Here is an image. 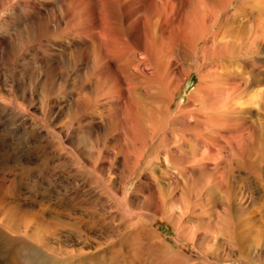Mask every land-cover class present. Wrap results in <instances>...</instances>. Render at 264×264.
Returning <instances> with one entry per match:
<instances>
[{"label":"rangeland","instance_id":"rangeland-1","mask_svg":"<svg viewBox=\"0 0 264 264\" xmlns=\"http://www.w3.org/2000/svg\"><path fill=\"white\" fill-rule=\"evenodd\" d=\"M206 1L216 6L218 5L217 13L221 16L224 10L222 11L220 7L228 0ZM260 4L264 6V0H262ZM240 6L241 0L229 2L230 8ZM238 15L244 20L248 17V15L241 12V10L238 12ZM259 19L263 21L264 16ZM8 21V10L2 5L0 6V193L2 191L0 196V217L2 218L3 216L4 218L6 217L5 219H11L8 225L15 226L19 223L21 224L18 217H20L23 212L27 213L34 210V213L37 211V213H39L40 211V215H38L42 216V218L36 217L38 220L36 221L34 219L33 223L28 225L27 232H24V227L19 224V231L21 232H17L20 234L19 236H17L18 234L12 231V229L9 230L10 227L5 226L8 228L5 229L7 235L5 237L0 235V264H80L78 257L73 254L78 250L80 251L82 248L84 249L81 250L82 252L86 251L84 256L96 254L97 252V255L102 258H100L99 262L94 260L91 264H101L100 262L106 264L107 262L109 263V261L112 264H117L118 262V264H120V261L122 264H264V142L257 132V134L253 136V126L251 124V122H254L259 128L262 127L261 121L263 120L262 124L264 127L263 110L260 108L259 104L264 97L261 96V100L254 94V89L260 88V86L264 87V82L258 85H250V82L246 83V80L248 78L250 80L254 72H258L259 70L264 71L263 47L250 43L249 40H245V44L242 45L241 48H233L230 45L229 50H224V48H222L223 41L221 42L220 40L221 34L217 37L220 43L215 51L211 49H201L207 40L206 35H202L204 38L201 36L198 40H195V38L192 39V36L188 34L186 45L183 50L176 49L177 47L175 48L173 43L170 42L168 46L166 45V48H168L170 52L168 55L170 60H167L169 65H166V68L161 71L160 77L157 78L159 82L157 79L148 80L149 82H145L146 84L144 83L139 90L142 95L141 103L145 105V107L142 106L140 110L142 115L145 114L142 116L144 117L142 130L144 131H140L141 129L138 124L129 123L128 131L124 132V134L119 137L117 133L120 132H118L117 128H113V126L105 129L103 125L101 127L100 125L97 126L95 124L96 120L91 117L94 111H99V108H97V101H100L99 98H103L100 92H97V95L94 94L91 96V104H89V102L88 107L83 109L87 113L86 114L82 109L76 110L70 105L71 89L72 91H77L78 87H76L77 84L70 85V79H68V84L63 83L60 79L57 81L52 80L49 84L45 85L46 87L40 83L39 73L41 74V69L37 61L39 58L37 50L45 47V43L42 40L37 42L33 41L32 43L34 45L29 46L28 43L26 45V40L23 39V37H18L15 34H13L14 36L11 34V37L10 31L12 30L8 27ZM197 28L196 24L191 23L189 29L192 35L196 33L194 31H197ZM216 29V26L212 27V30L216 31ZM53 47L57 48V46ZM179 56H181V59ZM216 57L218 59L221 58V60H218ZM224 57H226V59ZM231 57L234 59H231ZM191 62L192 64H190ZM182 63L185 64L183 65ZM177 64L179 65L176 66ZM185 66L187 68H185ZM58 69L57 72L66 71L68 74L74 75V71H72L71 68L65 70L59 65ZM168 70L170 72H168ZM70 75L69 77H71ZM201 77H203L202 79L205 83L206 90H209L207 91L209 96L204 93L197 94L196 96L201 98L200 103H194V105H191L189 108L192 107L191 109L201 114L207 112L208 109L214 113L226 111V116L220 117L221 120L218 119L219 121H217L218 124L216 123V127L219 129L223 128V132L236 130L239 132L240 136L243 137L242 141H244L241 147L242 153L244 154L240 152L242 161L233 157V152L229 148H226L218 154L219 159L217 160L213 161L205 156L203 159L204 161H197V163H195V158H190L194 151V144L190 142L194 140L193 137H189V134L191 133L192 135L194 133L193 135H198V133H200L199 135L202 134L204 136V132H209V125L205 127L204 123L202 125V123L198 121L201 127L199 126V128L196 127L191 129L187 133L183 132V134L181 130H176V120L179 119L177 118V114H179V116L183 115L181 112L185 109L184 104L186 105L188 101H191V97L193 96L191 94L193 92L192 90L199 84ZM174 78L179 79L173 81ZM155 82L157 84H155ZM145 85L149 86L147 90L142 88ZM230 86L232 88H230ZM245 88L247 90H245ZM201 90L203 91V89ZM169 92L170 94H168ZM142 93H144L145 96ZM239 93L240 95H238ZM190 94L192 96H190ZM250 94H253L254 97ZM153 95H155V97ZM232 96L233 98L236 96L235 100L241 103L237 105L239 111L237 110L236 113H229V105L233 107L230 99ZM151 97L155 99L157 97V99L154 100L151 99ZM222 97L226 99V103ZM148 98L150 99L148 100ZM143 99L146 100L144 101ZM208 101L210 103H208ZM224 103L228 105H226L225 108ZM163 104H165V106H163ZM148 106H154V108H149ZM3 108L5 109L3 110ZM8 108L12 109V111L7 112L6 109ZM144 108H146V110ZM79 113L82 114L80 115ZM84 113L86 115H84ZM170 117L172 118L173 124V127L170 126L171 129L165 127V125L168 124L167 118L171 119ZM191 117L190 119L195 121V119ZM77 118L78 120H76ZM52 119H54V121H52ZM14 120H16V122ZM227 120L229 122L225 123ZM191 122L194 124L193 121ZM143 123L146 125H143ZM235 124H237V127ZM240 124L242 128L238 127ZM23 126H25V128ZM67 126L70 127L67 128ZM164 127L166 131H164ZM204 127H208L206 131ZM50 129L52 131H50ZM241 129L245 131L243 132ZM160 130L163 131L159 134ZM38 132L44 136L48 135L53 144L48 146L45 141L42 140ZM153 132L155 133L153 134ZM168 134V139L170 138L171 140L167 139ZM181 134L184 135L182 139L178 136ZM35 135H37V137ZM131 136L133 138H131ZM154 136L156 139H154ZM249 136L253 138L251 139ZM139 137H141V139ZM185 137L188 138L186 139ZM206 140L209 141L210 139ZM54 142H56V144ZM125 142H127V144ZM131 143L132 146H130ZM143 144H147L148 146L145 145L144 147ZM178 144L185 145L183 146L185 148ZM52 145L57 146L53 147ZM116 145L117 147H115ZM261 146L262 148L259 150ZM191 147H193V150ZM198 147H201L200 149L198 148L200 150V158V153L203 152L201 149L204 148L205 151V147L203 145ZM134 149L136 153H134ZM189 149H191L192 153ZM255 150L259 151L256 152ZM52 151L53 153H51ZM61 152L69 154L72 159L68 160L69 158L66 157L67 160L66 158L64 160L61 156ZM111 152L116 155L113 161L118 159L113 162L114 170L109 169L108 162H104L103 165V158L108 155L107 153ZM116 152L118 154H116ZM187 152L189 156L186 155ZM123 153L125 155H123ZM183 155H185V161L184 158H181ZM178 156L182 161L179 160ZM122 158L126 159L123 160ZM191 163L192 165L194 163L193 167L190 165ZM186 164L189 167H187ZM127 165H132V172L131 167ZM79 167L84 172V175L81 176L82 181L80 179L81 182L74 172V169H79ZM122 177H124L125 183ZM150 178H152L154 182L150 180ZM104 181L110 183L109 187H118V192L115 193L117 199L114 198L113 200L110 198V203H112L111 206L109 203L107 206H103L100 202H95V199L91 197L93 194L90 193L89 190V185L94 186L96 189H103L102 186ZM83 182H85V184H83ZM158 187L161 189L159 188L158 190ZM60 203L63 205H60ZM73 203L74 208H72ZM92 204H94V207H92ZM77 205L79 207H76ZM80 205L86 206H82L85 214H82L83 212L81 211L83 209ZM69 207L71 208L69 209ZM66 210H70V212ZM57 212L58 215L56 216ZM42 213H44V215ZM47 213H49L50 216ZM83 215H86V217ZM45 216L47 218H45ZM52 216H54V219L66 223L72 222V217L74 218L77 216L83 217L84 220H87V223L95 221L97 223L93 227L95 230L90 228L89 224L86 225L87 223L83 226L85 228L88 227V229L86 228V230H84L85 233L87 232V234L90 233L100 238L96 240V242L99 243L94 244L95 240L89 241L93 245V248L95 247L93 249L84 247L82 246L83 244H77V242H65L64 240L66 239L64 235L70 232L75 238H78L77 234H74L75 229L72 226H69L65 230L61 228L58 229L57 233H59L62 242L55 243V239L47 236L48 233H44L45 226L43 224L45 223L42 221L44 219H53ZM61 216L64 217L65 220ZM69 218H71L70 221H67ZM115 225L119 226L117 227ZM2 226L4 225H0V228H3ZM36 226H38L39 237L42 240L48 241L56 247L61 246V250H70V254H68L67 251V254L61 252L57 254L58 258L51 259L41 252H39L40 255L38 253H27L30 244L24 236L26 237L31 234ZM84 227H82V230L85 229ZM104 227L106 229H104ZM101 229L103 230L102 233ZM131 229H133V232ZM106 230L108 232H106ZM126 232L128 234H126ZM130 232H132L133 235H131ZM109 233H111L110 235L112 237ZM149 234H151V236H148ZM116 235L120 237H116ZM144 235L145 237H143ZM132 237H135V239H132ZM160 238L162 240L161 242ZM82 240L83 237L81 238V241ZM89 240L91 239L89 238ZM154 242L156 244H154ZM159 242L162 244H159ZM130 245H133L132 249ZM158 247L159 249L161 248L160 250L162 252L164 250V252L160 254V250L157 249ZM2 248H6L7 250L4 256L1 253ZM111 249L114 250V252ZM71 251H74L73 254ZM91 251L92 253H89ZM110 251H112V253ZM165 255L166 258H164ZM116 260L117 262H114Z\"/></svg>","mask_w":264,"mask_h":264},{"label":"bare ground","instance_id":"bare-ground-1","mask_svg":"<svg viewBox=\"0 0 264 264\" xmlns=\"http://www.w3.org/2000/svg\"><path fill=\"white\" fill-rule=\"evenodd\" d=\"M225 1H227V0H225ZM230 1H233V0H228L226 3L224 2L221 5L222 7H220V8H222V11L224 10L223 14L221 16H219L218 13H217L218 5L216 6L215 4H213L211 2H207L206 0H0V6L3 5L8 10V14H9L8 27H9L10 30L13 31V32L10 31V36H11V34L12 35L15 34L18 37L19 36L23 37V39L26 40V41L24 40L26 45L28 43L29 46H33L34 45L32 43L33 41L37 42L39 40H42L45 43V45H44L45 47H42V49H38L37 50V52H38L37 55L39 56L37 61H38L39 68L41 69V74L39 73V75H40V83H42V85L44 87H46L45 85L49 84L50 81H52V80L57 81L58 79H60L63 83H67L68 79H70L71 80L70 85H76L77 84L76 85V87L78 86L77 87V91L76 90L72 91V89H71V96H70V105H72L74 107V109H76V110L86 109L88 107V105L91 104V99H92L91 96L94 95V94L97 95V92H100V95L103 98L102 99L99 98L100 101L96 100L98 102V104L96 103L98 105V107L97 106L96 107L99 108L98 109L99 111H94L93 110L94 112L91 114V117H92V119L96 120L95 124L97 126L100 125V127H101L103 125V127H105V129L114 126L113 128H117L118 132H120V133H117L118 136L121 137L122 134H124V132L128 131L129 123L138 124L139 128L141 129L140 131H144V130H142V122L144 121L143 120L144 117H142V116H144L145 114L142 115L140 110H141V107L142 106L145 107V105H142V103H141V96L142 95H141L139 90H140L141 86L145 82H149L150 80H156L157 78H159L160 74H161V71L166 68V65H169L167 60L168 59L170 60V58L168 57L170 52H169V49L166 48V45L168 46V44L170 42L173 43L175 48L177 47L176 49H179V50L182 49L183 50L185 45H186V38L188 37V34H189V36L190 35L192 36L191 37L192 39L195 38V40L196 39L198 40V38L201 37L202 35H206L207 36V40L205 41V43L201 47V49L202 50L203 49H205V50L211 49V50L215 51L217 49V47H218V44L220 43V41H219V39H217V37H218L219 34H221L220 40H221V42L223 41V43H222L223 47L222 48H224V50L225 49L229 50L230 49V45L233 48L234 47L241 48L242 45L245 44L244 43L245 40H249L250 43L259 45V46L264 48V20L261 21L259 19V18H262L264 16V6L262 4H260V3H262V0H241V6L240 7H233V8L229 7V2ZM258 2H260V3H258ZM240 10H241V12H244V13H246V15H248L246 20H244L243 18L241 19L240 16L238 15V12ZM243 16H244V14H243ZM191 23L196 24L197 27H198L197 31H194V32H196V33H194V35H192V32L189 29ZM214 26H216V28H217L216 31L212 30V27H214ZM26 45H25V47H26ZM53 46H57V48H55ZM233 48H231V49H233ZM196 49H197V47H196ZM231 53H233V52H231ZM240 54H242V53H240ZM199 56H200V54H199ZM179 57L181 59V56H179ZM224 58L226 59V57H224ZM171 59H172V57H171ZM175 59H176V57H175ZM219 59L221 60V58H219ZM231 59H234V58L231 57ZM233 63H234V61H233ZM179 64H181V63H179ZM179 64H177L176 66H178ZM190 64H192V62ZM59 65H61V67L64 68L65 70L71 68L72 71H74V75H70L66 71L57 72L59 70L58 69ZM185 68H187V67L185 66ZM195 68H196V66H195ZM168 72H170V71L168 70ZM228 72H229V70H228ZM176 73H178V72H176ZM217 73H219V72H217ZM69 75L71 77H69ZM185 75H186V72H185ZM181 77H180V79H181ZM202 78L203 77L200 78L201 80H200L199 84L195 87V89L192 90L193 92L191 94L193 96L190 94V96H192L191 97V101H188V103L186 105L184 104V108L185 109L183 110V112H181L183 115L179 116V114H177V118H179V119L176 118L177 119L176 120L177 121L176 122L177 123L176 130H181L182 133L183 132L187 133L191 129H194L196 127L199 128V126L201 127V125H199V123H202V125L204 123L205 127L209 125L210 129L207 127L209 132H204V136L202 134L199 135L200 133H198V135L197 134L193 135L194 133L192 135H191V133L189 134V137L190 136L193 137V140H194L193 142H190V143L194 144L193 153L191 151V149L193 147H191V149H189L191 151V153H192V155H191L192 157H190V158H195V163H197V161L198 162L202 161L205 156L208 157L209 159L213 160V161L217 160V159H219L218 154H220L221 151L226 149V148H229L233 152V157H236L237 159L242 161V159H241L242 155H240V152L241 153L243 152L242 151V147H241L242 142L244 141V140L242 141L243 137H241L239 132H237L236 130H234V131H232V130L231 131H227L226 130L227 132H223V130H222L223 128L222 129L220 128L221 129L220 130L219 128L216 127V123H217V121H219L218 119L221 120L220 117H223L225 115L226 111L219 112V113H214V112L210 111V109H208L207 112H205L204 114H201V113L195 112L193 109H191L192 107L189 108L191 105H194V103H200V99L201 98L196 96L197 94L204 93L207 96H209L208 95L209 93L207 92L209 90H206L205 85H204L205 83H204ZM175 79L176 78H174L173 81H175ZM178 79H176V80H178ZM157 81H158V79H157ZM179 81H181V80H179ZM170 82H171V80H170ZM249 82H250V85H258L259 83H263L264 82V71L263 70L262 71L259 70L258 72H254L253 75L251 76L250 80H249V78L246 80V83H249ZM155 84H157V83L155 82ZM231 84H233V83H231ZM158 85H160V84H158ZM43 86H42V88H43ZM148 87H149L148 85H145L142 88L144 90L145 89L147 90ZM152 87H154V86H152ZM244 87H245V85H244ZM230 88H232V87L230 86ZM252 88H254V87H252ZM175 89H177V88H175ZM201 89H203V91ZM164 90H166V89H164ZM245 90H247V89L245 88ZM218 91H220V90H218ZM143 92H145V91H143ZM161 92H162V89H161ZM244 92H246V91H244ZM142 94L144 95V93H142ZM162 94H163V92H162ZM168 94H170V92ZM254 94L256 96H258L259 98L261 96L264 97V87L260 86V88H257V89L255 88L254 89ZM238 95H240V93ZM250 95L253 96V94H250ZM153 96L155 97V95H153ZM235 97L236 96H234V98H233V96L230 97V99L232 101V104H233V107H231L229 105V108H230V112L228 111L229 113H236L237 110H238L237 109V105L241 104L240 102L235 100ZM149 99L150 98H148V100ZM151 99L156 100L157 97H156V99L151 97ZM260 99H258V100H260ZM262 99H261L262 101L259 102V104H260V108L263 110L262 115H264V98H262ZM143 100L145 101L146 99H143ZM158 100L162 101L161 99H158ZM258 100H257V102H258ZM224 101H225V103L227 102L226 99H224ZM149 102H148V104H149ZM208 103H210V102L208 101ZM225 103H224V108L227 105ZM93 106H94V104H93ZM163 106H165V104H163ZM218 106H220V105H218ZM6 107H8V106H6ZM89 107H91V106H89ZM9 108L6 109L7 112L8 111L9 112L12 111V109H9ZM63 108H64V106H63ZM63 108H61V109H63ZM151 108H154V106L151 107ZM215 108H216V106H215ZM4 109L5 108H3V110ZM144 109L146 110V108H144ZM254 109H255V107H254ZM72 110H71V112H72ZM1 111H2V109H1ZM6 111H4V112H6ZM147 111H148V109H147ZM150 111H151V109H150ZM13 112H15V111H13ZM60 113L63 114L62 112H60ZM85 113H84V115L87 114V113L86 114ZM57 115H59V114H57ZM191 116L195 119V121L190 119ZM78 118L76 120H78ZM81 118H83V117H81ZM84 118H86V117H84ZM88 118H89V115H88ZM160 118H161V116H160ZM167 119H168V121H167V123H168L167 125L168 126L165 125V127L166 128L167 127L170 128V126L173 127L172 118L171 119L167 118ZM225 119H226V117H225ZM246 119H247V117H246ZM17 120H20V119H17ZM234 120H235V118H234ZM14 121L16 122V120H14ZM52 121H54V119H52ZM81 121H82V119H81ZM191 121H193L194 124ZM198 121H199V123H198ZM262 121H261L262 127H259V128L257 127V124H255L254 122H251V124L253 126V128H252L253 129L252 131L254 132L253 136L258 133V135L260 137H262L263 142H264V127H263ZM32 122H34V121H32ZM157 122H158V120H157ZM226 122H229V121L227 120V121H225V123ZM68 123H70V122H68ZM145 123H147V122H145ZM145 123H143V125ZM24 125H25V123H24ZM68 125H71V124H68ZM236 125L237 124H235V126ZM23 127L25 128V126H23ZM68 127H70V126H67V128ZM165 127H164L165 130L163 129L164 131H166ZM238 127L242 128L241 124ZM45 128H46V126H45ZM207 128H205V131H206ZM244 128H245V125H244ZM64 129H66V128H64ZM170 129H169V131H170ZM163 130H160V132L159 131H157V132H159V134H160ZM176 130H174V131L177 132ZM50 131H52V130L50 129ZM239 131H240V129H239ZM242 131L244 132L245 130H242ZM247 131H248V129H247ZM154 133L155 132H153V134ZM202 133H203V131H202ZM146 134H144V135H146ZM177 134H179V133H177ZM177 134H174V135H177ZM39 135L41 136L42 140H44L45 143L48 146L53 144L52 140H50L48 135L44 136L41 133H39ZM35 136L37 137V135H35ZM52 136H51V138H52ZM115 136H116V134H115ZM115 136H112V137H115ZM165 136H166V134H165ZM178 136H180L181 139H182L184 135L181 134V135H178ZM149 137H150V135H149ZM168 137H169V134L167 136V139H168ZM131 138H133V137L131 136ZM136 138H137V136H136ZM139 138L141 139V137H139ZM185 138L187 139L188 137H185ZM154 139H156V137ZM206 139H210V140L207 141ZM212 140H213V143H212ZM131 142H133V141H131ZM141 142H142V140H141ZM263 142H262V144H263ZM54 143L56 144V142H54ZM125 143L127 144V142H125ZM125 143H124V145H125ZM178 143H179V141H178ZM181 143H183V142H181ZM116 144H117V142H116ZM145 145H147V144H143L144 147H145ZM178 145L180 146L182 144H178ZM185 145H186V143H185ZM185 145H182V147L185 146ZM190 145L193 146L192 144H190ZM200 145H203L205 147V151H204V148L201 149V150H203V152L201 151L202 153H200L201 156L199 158V152H200L199 149L201 147H198V146H200ZM54 146L56 147L57 145H54ZM130 146H132V143H131ZM115 147H117V145ZM253 147H255V146H253ZM131 148H133V147H131ZM183 148H185V147H183ZM261 148H262V146L259 148V150ZM50 149H51V147H50ZM125 150H126V148H125ZM259 150H255V151L258 152ZM120 151H121V149H120ZM133 151H134V153H136L135 149ZM45 152H47V151H45ZM117 152H116V154H118ZM51 153H53V151ZM51 153H49V154H51ZM107 154L108 155L105 154L106 157L103 158V165H104V162H108L109 169L110 170H114L113 162H115L118 159L113 161V158L115 159L116 155H114L112 152L111 153H107ZM129 154H130V152H129ZM242 154H244V153H242ZM123 155H125V154L123 153ZM137 155H139V154H137ZM186 155L189 156L188 152L186 153ZM61 156L64 158V160H65L66 157L69 158L68 160L72 159V157L69 154L64 153V152H61ZM142 156H143V154H142ZM188 156H186V157H188ZM171 157H173V156H171ZM184 157H185V155H183V157H181V158H184ZM176 158H177V155H176ZM178 158H179V156H178ZM122 159L125 160L126 158L125 159L122 158ZM129 159H130V157H129ZM249 159H250V157H249ZM66 160H67V158H66ZM179 160H181V159L179 158ZM189 160H191V159H189ZM127 161H129V160H127ZM184 161H185V158H184ZM205 161H207V160H205ZM120 162H122V161H120ZM186 162H187V160H186ZM124 163H125V161H124ZM223 163H225V162H223ZM179 164H180V162H179ZM187 164H186V166H187ZM190 165L193 167L194 163H193V165H192V163ZM195 165H197V164H195ZM131 166H128V167H131ZM187 167H189V166H187ZM74 170H75L74 171L75 175H77V177L79 178V181H80V179L82 181L81 176L84 175V172L82 171V169L79 167V169L77 168V169H74ZM131 172H132V167H131ZM189 174H190V172H189ZM122 178L124 180V177H122ZM152 178H150V180H152ZM118 180H119V178H118ZM123 182L125 183V180ZM83 184H85V182H83ZM109 184L110 183H106L104 181L103 182V186H102L103 189L102 188L101 189L100 188L96 189L94 186L89 185L90 193L93 194L91 197H93L95 199L94 200L95 202L96 201L100 202V204H102L103 206H107V204L109 203V205L111 206V204H112V203H110L111 199H113V200H114V198L117 199L115 193L118 192V187L117 186L115 188L113 186L109 187ZM114 185H116V184H114ZM157 186H158V184H157ZM160 187H158V190H159ZM1 193H2V191H1ZM1 193H0V196H1ZM76 194H77V192H76ZM157 194H158V191H157ZM2 197H3V195H2ZM77 203H78V201H77ZM4 204H5V201H4ZM4 204L2 203V205H4ZM61 204L62 203H60V205ZM81 204H82V202H81ZM5 205H4V207H5ZM60 205H58V206H60ZM72 205H73L72 208H74V203ZM88 205H91V204H88ZM92 205H93L92 207H94V204H92ZM113 205H114V203H113ZM82 206H84V205H82ZM82 206H81V208H82ZM76 207H79V206L77 205ZM84 207H86V206H84ZM70 208L71 207H69V209ZM18 211H19V209H18ZM33 211L32 212L29 211L27 213H24L22 211L23 214L20 215V217H18V220L21 222V224L20 223L19 224L22 227H24V232H27L28 225L33 223L34 219L36 221L38 220V219H36V217L37 218L38 217L42 218V216H39L40 215V211H39V213H37L38 212L37 211L36 212L37 214L34 213L35 211L34 212ZM63 211H64V208H63ZM68 211L70 212V210H68ZM83 211H84V209L81 212H83ZM58 212H61V211H58ZM58 212H57L56 216L58 215ZM42 214L44 215V213H42ZM47 214H49V213H47ZM51 214H53V213H51ZM82 214H85V213L83 212ZM92 214L94 215V212ZM53 215H55V214H53ZM68 215H70V214H68ZM49 216H50V214H49ZM83 216L86 217V215H83ZM90 216H92V215H90ZM52 217H53V219H49V220L48 219H44L42 221H44L43 223H45V224H43L45 226L44 233H48L47 236H49L50 238L55 239V243L62 242L61 237L59 236V233H57V230L60 229V228L65 230L69 226L74 227V229H75L74 234H77L78 238H75L72 235V233L70 232L69 234L64 235V237L66 239V240H64L65 242H67V243L68 242H70V243L71 242H75V243L77 242V244H83L82 246L88 247V248H93V245L89 241H94L95 240L94 244H96V243L98 244L99 243V242H96V240L97 239L99 240L100 238H98L95 235H92L90 233L89 234H87V232L85 233L84 230H86V228L88 229V227L85 228L83 226L84 224L87 223V220H84L83 217H81V216L80 217L77 216V217H74V218L72 217V220H71L72 222H67V223L66 222H60L57 219H54V216H52ZM5 218L3 216H2V218L0 217V225H4V226H2L3 228H0V235H3L4 237L7 235L5 229H8V228H6V227H10L9 230L12 229V231H15L17 233L19 231V229H20L19 228L20 225L19 224L16 225V226L15 225H8L9 221L11 222V219H5ZM45 218H47V217L45 216ZM62 218L64 219V217H62ZM62 218H60V219H62ZM66 218H67V215H66ZM70 219L71 218H69V220H67V221H70ZM86 219H88V218H86ZM127 221H129V220H127ZM130 222L132 223L131 220H130ZM36 224H37V222H36ZM88 224H89L90 228H93L97 223L94 221V222H88L86 225H88ZM115 226H117V225H115ZM82 227H84L85 229L82 230ZM101 228H103V227H101ZM104 229H106V228L104 227ZM131 230L133 232V229H131ZM138 230H139V228H138ZM152 230H153V228H152ZM102 231L103 230L101 229V233H102ZM90 232H93V231H90ZM106 232H108V231L106 230ZM114 232H115V230H114ZM132 232H130L131 235H133ZM148 233H149V231H148ZM110 234L111 233H109V235ZM126 234H128V233L126 232ZM151 234H149L148 236H151ZM19 235L20 234H18L17 236H19ZM82 237H83V240L81 241ZM116 237H120V236L116 235ZM143 237H145V235ZM24 238L26 240H28L29 244H30V246H29L30 248L28 250L26 249L27 253H34V254L38 253L40 255L39 252H41V253L46 254L51 259L58 258L57 254H59L61 252L62 253H66V254L68 252V254H70V252H69L70 250H68V251L66 250L67 251L66 252L64 250H61L62 249L61 246L60 247L59 246L56 247L53 244H51L50 242L42 240L39 237L38 226L35 227V230H33L31 232V234H29L26 237L24 236ZM89 238L91 240H89ZM133 238L135 239V237H132V239ZM156 240H158V239H156ZM156 240H155V242H156ZM161 241L162 240L160 238V242ZM131 242H133V241H131ZM155 242H154V244H156ZM160 242H159V244H162ZM126 243H127V241H126ZM147 244H148V242H147ZM163 245H164V243H163ZM132 246L130 247L131 249H132ZM24 248H23V250H24ZM102 248L104 249L103 246H102ZM163 248H162V250H163ZM127 249H128V247H127ZM157 249H159V247ZM81 250L80 251L78 250L74 254H73L74 251H71L74 256L78 257V261H79L80 264H91L94 260L99 262L101 257H99V255H97V252H96V254L94 253V254H91L89 256H84L86 251L82 252ZM109 250H110V248H109ZM18 251H21V250H18ZM100 251H102V250H100ZM112 251L114 252V250H112ZM112 251H110V252L112 253ZM6 252H7L6 248H2L1 249V253H2L3 256L5 255ZM105 252H107V251H105ZM121 252H123V251H121ZM161 252L162 251L160 250V254H161ZM163 252H164V250H163ZM22 253H24V252H22ZM89 253H92V251L89 252ZM98 253H99V251H98ZM8 254H9V252H8ZM36 256H37V254H36ZM105 256H107V255H105ZM22 258H23V254H22ZM164 258H166V255H165ZM29 260H31V259H29ZM103 261H104V259H103ZM114 262H117V260L114 261ZM100 263L102 264V262H100ZM110 263L111 262L109 261L108 264H110ZM5 264H7V263H5ZM120 264H122L121 261H120Z\"/></svg>","mask_w":264,"mask_h":264}]
</instances>
